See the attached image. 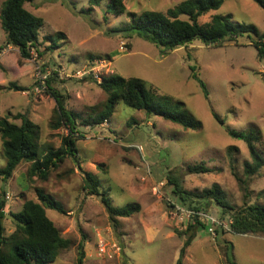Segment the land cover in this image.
<instances>
[{
	"label": "rangeland",
	"instance_id": "1",
	"mask_svg": "<svg viewBox=\"0 0 264 264\" xmlns=\"http://www.w3.org/2000/svg\"><path fill=\"white\" fill-rule=\"evenodd\" d=\"M5 1L0 0V12ZM183 1L123 0L127 12L116 17L107 13L108 0L99 7L90 0H32L25 9L42 18L44 26L39 34L40 53L33 52L29 60L7 45L0 20V118L21 125L13 117L26 114L40 128L43 151L62 146L69 128H55L57 103L47 87L36 92L39 73L63 97L65 109L78 116L72 135L77 139L78 163L67 157L48 180L34 177L32 182L28 179L30 164L21 163L10 180L0 179V194L6 192L10 213H19L27 200L38 202L37 190L63 205L65 215L47 210L62 237L71 242L53 264H77L83 243L84 264H177L185 241L193 234L186 231L197 224L186 221L180 225L174 217L172 207L185 206L164 181L168 174L178 176L184 189L195 194L218 185L225 202L234 208L264 203V169L245 178L243 165L251 161L249 151L244 142L228 134L229 129L241 133L259 129L262 142L258 150L264 156V59L258 57L255 46L246 38L220 46L195 41L165 53L137 36L117 32L146 11L166 13ZM223 1L219 10L200 17L199 24H207L213 16L229 17L234 24L251 25L264 34V10L253 0ZM181 19L187 20V16ZM58 35L64 38H57L52 50L48 38ZM192 68L205 83L208 96L191 77ZM113 74L139 78L156 97L183 103L203 129L186 131L160 117H147L123 102L117 104L109 123L88 126L89 117L106 101L98 84L102 77ZM11 83L26 91L10 90ZM229 147L239 149L232 155V166ZM5 164L0 137V169ZM201 164L212 172L188 171ZM84 173L97 177L100 192L110 197L114 207L135 203L141 211L112 223L100 197L83 190ZM234 173L247 182V192ZM208 212L225 223L230 219L216 204L211 203ZM4 226L8 237L15 230L9 216ZM194 235L183 264H264V237L219 230L213 238L200 227ZM101 243L104 252L99 249Z\"/></svg>",
	"mask_w": 264,
	"mask_h": 264
},
{
	"label": "trees",
	"instance_id": "2",
	"mask_svg": "<svg viewBox=\"0 0 264 264\" xmlns=\"http://www.w3.org/2000/svg\"><path fill=\"white\" fill-rule=\"evenodd\" d=\"M104 0H90L92 6L99 7ZM110 13L116 17L126 14L127 10L123 0H108ZM264 10V0H253ZM32 0H6L3 3L0 20L1 26L7 36V45L18 49L21 58L29 60L33 52L40 53V30L44 26L42 18L37 17L25 9V4ZM223 0H185L174 9L166 13L146 11L138 20L124 29L117 30L125 37L137 36L142 40L154 44L165 53L173 52L181 47L191 45L198 41L206 46L222 45L225 42L237 43L240 38H246L255 46L258 57L264 59V34L251 25L234 24L229 17L213 16L205 24H199V18L211 11L219 10ZM92 10V9H90ZM187 16V20L181 19ZM57 38H64V35L48 38L54 46H57ZM191 77L194 78L205 96L208 90L205 83L192 68ZM98 84L106 95V101L102 109L95 115L90 116L86 122L88 126L104 125L111 121L115 108L119 102L127 106L144 111L147 117L157 116L166 121L172 122L186 131H201L203 124L198 121L185 107L183 103L174 102L170 97H156L148 84L139 78H123L119 75L102 77ZM10 90L25 92L26 90L15 83H11ZM47 91L57 103V123L55 128L67 126L70 134L63 138L62 146L55 150L43 151L40 142V128L32 122L28 115L17 114L13 117L21 121V125L11 123L9 118H0V137L5 167L0 169V179L4 182L10 180L21 163H29L28 179L33 181L34 177L46 181L52 170L57 168L67 157H71L78 163V150L76 138V122L78 116L65 109L63 97L50 87L47 81ZM215 119L221 125L224 122L219 116ZM228 134L246 144L251 161L244 162V176L250 178L261 174L264 169V156L258 150L262 142V134L259 129L241 133L228 130ZM237 147H229L227 156L231 166L234 163L232 155L238 152ZM191 174H207L212 171L204 164L188 167ZM243 191L247 192V182L240 179L234 173ZM166 184L173 189L174 196L178 201L190 210L206 211L210 204H216L223 212L229 214L233 220L231 226L234 233L239 235H258L264 237V203L251 206L234 208L225 202L224 195L218 185L200 194H195L184 189L181 179L173 174L164 178ZM83 190L90 195L100 197L107 216L112 223L119 218H130L141 211L139 204H128L124 207H114L110 197L102 194L99 190L100 182L92 173H84ZM264 197V192L261 194ZM38 202L27 200L23 203L19 213H10L6 201V192L0 194V264H53L59 257L60 251L68 249L71 242L62 237L51 219L47 216V210H53L61 215L66 211L61 203L48 196L41 190H37ZM9 216L14 224L15 230L8 237L5 235V219ZM197 227L190 225L186 232H193L189 235L180 251L177 264H183L186 249L195 239L194 232L204 225L196 222ZM85 252L84 243L79 246L77 264H84ZM229 260V259H228ZM228 264H235L233 261Z\"/></svg>",
	"mask_w": 264,
	"mask_h": 264
},
{
	"label": "built area",
	"instance_id": "3",
	"mask_svg": "<svg viewBox=\"0 0 264 264\" xmlns=\"http://www.w3.org/2000/svg\"><path fill=\"white\" fill-rule=\"evenodd\" d=\"M38 81V85L35 88L36 92H44L47 87V77L42 75L40 76L39 73ZM161 186H164V183H162ZM172 211L174 217L179 221L180 225L185 224L186 221H195V223L198 221L200 224L204 225L205 229L213 238H217L219 230L232 231V219H229L228 222L225 223L223 220L213 217L209 214V212L194 211L188 208L186 209L182 206H173ZM114 247L116 248V246ZM99 249L101 252H104L103 243L100 244Z\"/></svg>",
	"mask_w": 264,
	"mask_h": 264
}]
</instances>
